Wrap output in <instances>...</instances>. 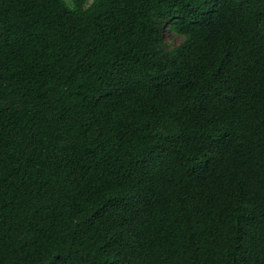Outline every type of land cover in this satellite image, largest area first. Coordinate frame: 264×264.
<instances>
[{"label":"trees","instance_id":"1","mask_svg":"<svg viewBox=\"0 0 264 264\" xmlns=\"http://www.w3.org/2000/svg\"><path fill=\"white\" fill-rule=\"evenodd\" d=\"M0 264H264V0H0Z\"/></svg>","mask_w":264,"mask_h":264},{"label":"rangeland","instance_id":"2","mask_svg":"<svg viewBox=\"0 0 264 264\" xmlns=\"http://www.w3.org/2000/svg\"><path fill=\"white\" fill-rule=\"evenodd\" d=\"M168 50L174 49L184 42V38L171 32L166 35Z\"/></svg>","mask_w":264,"mask_h":264}]
</instances>
